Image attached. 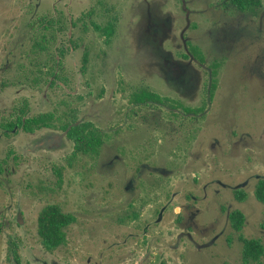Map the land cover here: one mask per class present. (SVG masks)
Instances as JSON below:
<instances>
[{
  "label": "rangeland",
  "instance_id": "rangeland-1",
  "mask_svg": "<svg viewBox=\"0 0 264 264\" xmlns=\"http://www.w3.org/2000/svg\"><path fill=\"white\" fill-rule=\"evenodd\" d=\"M61 49L66 79H41ZM69 110L100 133L96 155L61 130L0 128V264H264L242 242L264 245V0H0V119ZM51 204L74 222L50 252Z\"/></svg>",
  "mask_w": 264,
  "mask_h": 264
},
{
  "label": "trees",
  "instance_id": "trees-1",
  "mask_svg": "<svg viewBox=\"0 0 264 264\" xmlns=\"http://www.w3.org/2000/svg\"><path fill=\"white\" fill-rule=\"evenodd\" d=\"M230 4L238 11L245 12L254 10L261 5V0H228ZM80 20V19H79ZM54 22V20H53ZM58 23V22H57ZM71 25L77 26L79 22L70 21ZM94 30L99 34V37L111 38L114 34V25L111 23L97 24L93 23ZM54 28V27H53ZM61 31V30H60ZM71 43L72 40H70ZM58 55L53 56V66L49 67L48 63H42L40 67V77H51L58 81H64L65 69L63 60L66 55L62 49L58 50ZM197 56V51H195ZM60 60H58V57ZM88 53L83 58L84 65H87ZM202 62L203 59L199 58ZM217 68V65L213 66ZM47 71V72H45ZM53 72V73H52ZM53 74V76H51ZM216 72L214 73L215 76ZM67 81V80H66ZM215 84L213 83V88ZM135 101L139 104H162L165 102L157 94L151 93L148 90H142L134 95ZM187 114L196 113L197 111L183 107ZM28 113L23 111L12 118V121L0 119V128L9 133H14L22 130L26 133H34L43 129L61 130L66 132L67 137L73 141L76 155L91 157L96 155L102 147V139L98 130L92 124H76L72 118V110L60 114L59 111L43 113L33 117H27ZM234 195L239 202H245L247 195L243 190H235ZM254 195L261 204L264 205V178H259L256 182ZM74 222V218L64 212L60 204H51L45 206L38 214V236L42 245L47 251H55L61 247L68 245V227ZM230 223L234 230L240 231L245 223V217L241 212H233L230 215ZM244 244L243 257L246 262H259L264 256V245L257 239H242Z\"/></svg>",
  "mask_w": 264,
  "mask_h": 264
}]
</instances>
